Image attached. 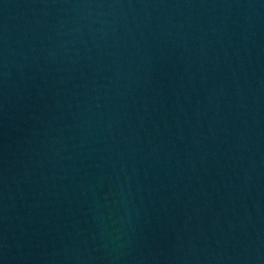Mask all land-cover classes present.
Here are the masks:
<instances>
[{
	"label": "water",
	"instance_id": "1",
	"mask_svg": "<svg viewBox=\"0 0 264 264\" xmlns=\"http://www.w3.org/2000/svg\"><path fill=\"white\" fill-rule=\"evenodd\" d=\"M0 264H264V0H0Z\"/></svg>",
	"mask_w": 264,
	"mask_h": 264
}]
</instances>
